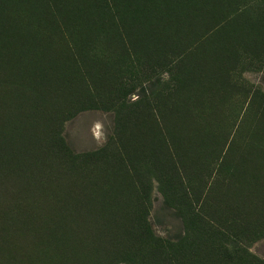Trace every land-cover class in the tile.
<instances>
[{
    "label": "rangeland",
    "instance_id": "obj_1",
    "mask_svg": "<svg viewBox=\"0 0 264 264\" xmlns=\"http://www.w3.org/2000/svg\"><path fill=\"white\" fill-rule=\"evenodd\" d=\"M20 1L0 264H264V0Z\"/></svg>",
    "mask_w": 264,
    "mask_h": 264
},
{
    "label": "trees",
    "instance_id": "obj_2",
    "mask_svg": "<svg viewBox=\"0 0 264 264\" xmlns=\"http://www.w3.org/2000/svg\"><path fill=\"white\" fill-rule=\"evenodd\" d=\"M73 2V1H72ZM6 3V4H4ZM27 6L25 5V3L23 1H20V0H12L11 2H6L5 0H0V15L2 14L4 17L9 15L8 13H14L16 11H24L26 10ZM74 8H77V5L74 6ZM74 16V15H73ZM92 20H85V24L87 27L89 26H92ZM9 48H10V45L12 44V41L10 43H6ZM21 53H18V55H20ZM115 135V133H114ZM116 137H117V133H116ZM98 154H90V155H81V156H71L69 155L68 157L73 161V162H76V163H82L83 161H85V159H92L94 157H96ZM241 251V250H239ZM259 264H262L260 262H257Z\"/></svg>",
    "mask_w": 264,
    "mask_h": 264
}]
</instances>
